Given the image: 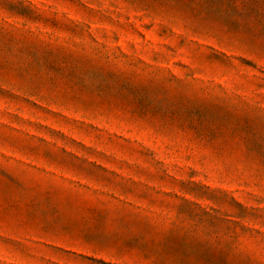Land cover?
Here are the masks:
<instances>
[{
	"label": "rangeland",
	"instance_id": "rangeland-1",
	"mask_svg": "<svg viewBox=\"0 0 264 264\" xmlns=\"http://www.w3.org/2000/svg\"><path fill=\"white\" fill-rule=\"evenodd\" d=\"M0 264H264V0H0Z\"/></svg>",
	"mask_w": 264,
	"mask_h": 264
}]
</instances>
